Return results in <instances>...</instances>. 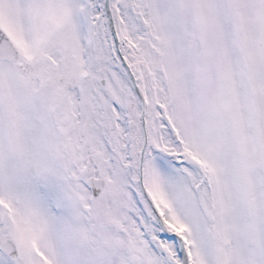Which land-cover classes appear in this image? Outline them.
I'll return each instance as SVG.
<instances>
[{"label":"snow or ice","instance_id":"snow-or-ice-1","mask_svg":"<svg viewBox=\"0 0 264 264\" xmlns=\"http://www.w3.org/2000/svg\"><path fill=\"white\" fill-rule=\"evenodd\" d=\"M0 264H264V0H0Z\"/></svg>","mask_w":264,"mask_h":264}]
</instances>
